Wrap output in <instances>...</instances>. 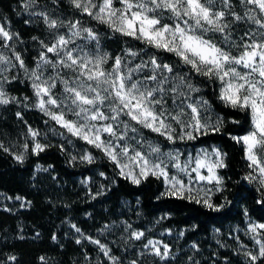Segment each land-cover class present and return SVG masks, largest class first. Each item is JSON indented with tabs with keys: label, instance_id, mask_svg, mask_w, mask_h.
<instances>
[{
	"label": "snow or ice",
	"instance_id": "1",
	"mask_svg": "<svg viewBox=\"0 0 264 264\" xmlns=\"http://www.w3.org/2000/svg\"><path fill=\"white\" fill-rule=\"evenodd\" d=\"M239 2L246 8L243 15L235 11L232 0H69L74 9L106 25L113 33L139 41L157 53H170L178 60L168 63L155 53L149 55L144 49L131 47L111 56L100 50V34L93 28L83 27L78 19L65 21L54 12L35 11L40 7L38 0H23L22 7L30 17L26 22L41 20L52 39L39 41L35 67L29 69L22 53L15 48L21 42L20 34L0 23V105L28 106L24 104L28 97L10 96L5 88L17 79L10 76L12 70L24 69L36 97L34 107L67 133L99 149L121 177L134 185L155 177L165 185L158 199L168 196L191 200L221 212L232 203L227 196L221 203L213 200L217 193L223 196L228 190L226 179L220 174L221 169L228 167L227 154L211 148L195 155L188 153L181 159L184 153L179 149L164 152L159 145L148 142L142 130L163 136L171 144L196 141L209 133L221 132L228 123H239L229 120V116L250 112L252 131L231 139L244 146L251 169L245 180L258 182L259 191L264 193V0ZM53 3L58 6L61 0ZM241 22L255 25V31L250 28L237 35L235 27ZM77 39L94 42L96 47L90 51L87 44L81 46ZM5 50L10 54L6 55ZM193 75L216 85L215 94L223 105L220 109L223 115L212 117V104L198 95L201 89L193 82ZM58 86L63 88L61 96L54 91ZM69 114L75 118L70 119ZM15 115L24 121L22 112ZM24 123L25 135L31 137V142L24 143L19 154L13 153L20 163L26 152L39 155L51 147L41 143L37 139L40 133ZM0 149L10 151L3 143ZM60 149L64 150L63 145ZM79 159L93 163L95 157L85 153ZM172 169L176 170L175 174ZM201 182H205L203 188L194 187ZM259 203L264 206V198ZM71 227L83 236L79 227L75 224ZM108 228L104 226V230ZM125 229L129 240L146 239L141 255L150 252L161 260L171 256L169 244L147 239L143 231L131 230V225L126 224ZM261 230L264 223L248 225L257 246L254 251L241 246L248 264H264V231ZM84 238L95 244L111 264H121L99 239ZM52 239H57L55 234ZM76 243L80 244L81 240L77 239ZM39 259L41 264H46L45 257ZM188 259L190 264H198L193 257ZM0 264L20 262L12 254ZM129 264L140 262L134 259Z\"/></svg>",
	"mask_w": 264,
	"mask_h": 264
},
{
	"label": "trees",
	"instance_id": "2",
	"mask_svg": "<svg viewBox=\"0 0 264 264\" xmlns=\"http://www.w3.org/2000/svg\"><path fill=\"white\" fill-rule=\"evenodd\" d=\"M235 2L238 4L239 0ZM38 3V10L54 6L53 0H38ZM22 4L23 0H0V18L9 20L12 29L20 34L18 51L22 53L26 64L33 65L40 51L39 41L44 30L36 19L26 22L30 17ZM55 7L61 11L73 12L77 18L97 31L101 47L111 56L122 54L126 48L131 47L134 50L144 49L149 55L155 53L163 62L178 63L174 55L157 53L155 49H149L139 41L113 33L106 25L73 10L63 0ZM250 28L255 31L256 26L250 22H241L236 25L235 33L242 35ZM33 37L38 39L34 41ZM183 70L188 71L187 68ZM193 82L201 89L198 95L212 104V117L223 115L220 111L223 105L215 94L216 85L195 75ZM6 89L12 96L33 95L31 84L19 78L7 85ZM16 112L23 113L24 121L16 117ZM45 119L44 114L35 108H17L15 104L0 106V143L10 149L9 152L0 149V191L12 196L20 195L30 201V205L25 208H0V257L3 260L7 255L14 254L20 264H41L39 258L42 256L46 258V264H111L93 244L82 241L77 244V238L67 233L70 226L68 221L74 222L85 233L105 241L108 234V229L104 230L105 225L111 227L126 221L132 222L133 227L138 229H146L154 220H157L156 228L160 229L189 228L187 236L191 240L210 236L215 228L242 221L245 210L264 223V206L259 203L264 198V193L245 180L251 169L245 159L244 146L231 139V136H241L251 130L250 112H237L229 116V120L235 119L239 123H228L221 132L209 133L194 141V145L217 144L227 154L225 162L228 167L221 169L220 173L226 179L228 190L223 196L217 193L214 202L221 203L224 196H227L232 203L221 212L210 210L191 200L168 196L158 199L160 193L164 192L162 180L149 177L141 184L134 185L118 174L115 165L99 149L88 144L87 149L95 157L93 163L81 162L79 157L72 160L73 152L60 138L44 139L43 144L51 147L39 155L26 152L23 163L17 162L13 153L22 152L23 146L12 144L22 142V136L27 131L24 122L32 128L45 129ZM30 142L31 140L28 143ZM60 145H63V151ZM38 163L50 167L52 173L35 177V166ZM101 172L104 173L103 177L100 176ZM87 179L89 182L84 185L85 182L81 181ZM54 234L56 240L52 239ZM21 236L24 237L23 240L19 239ZM106 242L115 247L114 242ZM225 253L227 260L220 261L219 264H248L245 259ZM134 258L137 259V256ZM138 261L140 264H183L171 260L160 261L152 255L144 256L143 260Z\"/></svg>",
	"mask_w": 264,
	"mask_h": 264
},
{
	"label": "rangeland",
	"instance_id": "3",
	"mask_svg": "<svg viewBox=\"0 0 264 264\" xmlns=\"http://www.w3.org/2000/svg\"><path fill=\"white\" fill-rule=\"evenodd\" d=\"M63 1L66 4H68L70 8H72L73 10H76L71 6V4L69 3V0H63ZM232 2H233L235 11L243 15V13L246 11L245 6L241 4L240 2L236 4L235 0H232ZM119 6H120L119 3H117L116 7H119ZM35 11H48L50 13L54 12L57 16L63 18L65 21L78 19L81 21V24L83 27L92 28L91 26L85 24V22L81 18H77L73 12L61 11L60 8H57L55 6H47L39 10L36 8ZM36 20L40 23V26L44 30V33H43L44 35L40 40L49 42L52 39V37L49 35V29L46 28V26L43 24L41 20H38V19ZM0 23H6L8 26H10L11 30L15 32L12 29V26L9 20L5 18H0ZM77 43L81 44V46L87 44V48L90 51L94 50L96 47L94 42L83 41L81 39H77ZM19 44L20 42L15 44L16 51H18ZM100 50L102 52H105L104 49L101 47V43H100ZM233 52H236V50L234 49ZM5 54L9 55L10 53H8L7 50H5ZM25 65L29 69H32L35 67V64L28 65L26 64V62H25ZM10 76H16L21 81L27 80L31 84V81L26 76L24 69L15 68L10 73ZM54 91L57 96H61L63 88L62 86H58V88ZM14 97H18L21 99H23L24 97H28L29 99L27 101H24V104L28 105L25 108H35L39 110L38 108L34 107L36 103V97L34 93L32 96L20 95V96H14ZM15 106L17 108L24 107L23 104H15ZM41 113L44 114L43 112ZM44 116L46 117V119L44 120L46 124L45 129L33 128L40 133L37 139L41 143H43L44 139L54 140L56 138H60L65 146L70 147L71 151L73 152L72 153L73 156L79 157L85 153H91L94 156V154L87 149V143L85 141L78 139L72 136L71 134L67 133L65 129H63L60 125L52 121L49 116L45 114ZM69 118L74 119L75 117L69 114ZM252 128H253V125H252ZM252 128L250 131H252ZM248 132H246L245 134H247ZM245 134H242L241 136ZM142 135L148 142L154 145H159L160 148L164 152H167L169 150L179 149L182 153H184V156H182L181 159H185L188 153H192L193 155H195V153L201 151L202 149H208L209 151L211 150V148L220 149V147L217 144H211L209 146L194 145V141H185V142L178 141L175 144H171L163 136L150 132L147 129L142 130ZM22 137H23L22 142L16 141L12 145H15V143H18V144H21V146H23L24 143H28L29 140H31V137H27L25 135H23ZM137 138L139 139V137ZM81 144H82V147H81ZM220 150L224 152L222 149ZM175 171H176L175 169H172L173 174H175ZM48 173H52L50 167H45L43 166V164H40V163H38L35 166V177L40 174H48ZM81 182H85L84 185H86L89 182V180L87 179ZM250 183L257 188L260 187L258 182L253 181ZM204 186H205V182H201L200 184H197L194 187L203 188ZM207 187L211 188V185L208 184ZM164 191H165V185H164ZM200 195L203 196V192H201ZM16 197H21L22 199L17 200ZM213 200H214V197H213ZM25 201H29V200H27L25 197L20 196V195L12 196L3 191H0V208H6L9 210L25 208L29 206V204H25ZM22 204H24L23 207L21 206ZM245 211H246V214L244 212V219L242 221L233 222L223 228H215L210 236H205V237L194 239V240H191L187 236V232L189 228L160 229V228H156L155 226V224H157V220H154L153 222L149 223L146 229L134 228L133 223L127 222V221L121 225L116 224V225L109 227L107 231L108 234L106 236V241L114 242L115 247L111 246L110 243L106 242L105 240H101L100 237L91 236L90 234L85 233L81 228L80 229H81V233L83 234V236L77 234L75 230L71 227L72 224H75L74 222L68 221L69 222L68 226L69 225L70 226L68 227L67 233L72 234L75 238L80 239L82 242L91 243L88 239H85L84 237H92L93 239H99L101 243L106 244L111 249L112 255L119 258V260L121 261V264H129V262L134 259L143 260L144 256H147V255L149 256L152 254H150V252H145L143 255H141L142 244L146 243V239L142 241L129 240L128 238L129 232L125 229V225L128 224V225H131V230L143 231L145 233V236L147 234V231H149L148 236H146L147 239L161 240L164 243H167L170 245V248H171L170 257L166 258L165 260H161L159 257L155 256L160 261L171 260V261H176V262H182L183 264H190V261L188 258L193 257L194 260L198 262V264H202L203 261L205 262L203 264H219L218 262L220 261L225 262L227 260V256H224L226 254L225 252H227V254H231L233 256L246 260V257L243 254L244 249L241 246L244 245L247 247V250H253V251L257 247L255 244V241L252 238L253 234L248 231V225L249 223L260 224L263 222L258 221L255 218H253L249 214L248 210H245ZM261 231H264V230H261ZM181 233H183L182 236L180 235ZM193 244L198 246L197 249H194L192 247ZM93 246L96 248V250L99 253H101L100 249L95 244H93ZM134 256H137V259L134 258ZM0 261H3L2 257H0Z\"/></svg>",
	"mask_w": 264,
	"mask_h": 264
}]
</instances>
